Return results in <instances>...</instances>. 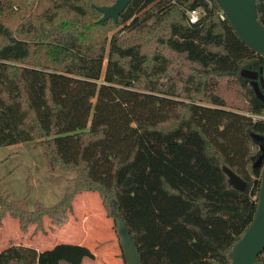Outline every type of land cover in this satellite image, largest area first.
<instances>
[{
  "label": "trees",
  "instance_id": "trees-1",
  "mask_svg": "<svg viewBox=\"0 0 264 264\" xmlns=\"http://www.w3.org/2000/svg\"><path fill=\"white\" fill-rule=\"evenodd\" d=\"M115 1L0 0V147L35 141L50 170L74 174L52 206L11 198L0 178V222L10 214L37 232L94 191L116 232L124 221L141 264H232L256 216L253 165L264 144L254 137L264 119L253 117L264 101L243 70L264 69V55L215 0H132L117 22H101L97 6ZM257 10L264 24V0ZM94 256L83 244H13L0 264Z\"/></svg>",
  "mask_w": 264,
  "mask_h": 264
},
{
  "label": "rangeland",
  "instance_id": "rangeland-1",
  "mask_svg": "<svg viewBox=\"0 0 264 264\" xmlns=\"http://www.w3.org/2000/svg\"><path fill=\"white\" fill-rule=\"evenodd\" d=\"M141 12L142 9L137 8L127 24L130 25L134 17ZM243 72L253 77V82L264 100V69L256 72L243 70ZM168 80L169 78L166 77L163 82L168 84ZM182 85L183 82H179V86ZM72 177H74L73 173L50 170L42 148L35 141L0 147L2 189L13 199L28 195L31 207L35 201H42L47 206L59 202ZM254 177L252 195L256 197L259 175L254 174ZM116 224L117 232L114 219L107 216L99 193L84 191L75 198L71 209L60 212L53 219L45 218L44 229L37 232H34L35 225L23 231L19 220L7 214L0 222V250L13 244L33 247L40 245L41 248H46L61 241L77 244L80 240H86V246L92 247L95 256L86 257L84 264H125L120 240L123 241L126 228L120 218L117 219ZM90 225L93 226L94 231Z\"/></svg>",
  "mask_w": 264,
  "mask_h": 264
},
{
  "label": "water",
  "instance_id": "water-1",
  "mask_svg": "<svg viewBox=\"0 0 264 264\" xmlns=\"http://www.w3.org/2000/svg\"><path fill=\"white\" fill-rule=\"evenodd\" d=\"M215 1L220 5L238 35L248 45L264 55V24L258 18V0ZM131 2L132 0H116L111 5L97 6V9L103 13L100 21L112 18L117 22ZM255 89L261 98L256 86ZM261 99L263 100V98ZM254 137L264 141V135H254ZM261 148L262 153L253 165L255 176L259 175V179H261L260 186L257 188V212L251 225L229 253L232 264H255L257 257L264 251V144L261 145ZM224 170L229 175L232 184L242 190L246 188L247 182L240 175L227 166H224ZM122 243L127 264H141V256L126 230Z\"/></svg>",
  "mask_w": 264,
  "mask_h": 264
},
{
  "label": "built area",
  "instance_id": "built-area-1",
  "mask_svg": "<svg viewBox=\"0 0 264 264\" xmlns=\"http://www.w3.org/2000/svg\"><path fill=\"white\" fill-rule=\"evenodd\" d=\"M202 16V9L197 8V9H193L189 12V20L190 22H197L200 17ZM221 17L225 18L226 15L224 12L221 13ZM254 118H263L264 119V115H260V114H254L253 115Z\"/></svg>",
  "mask_w": 264,
  "mask_h": 264
},
{
  "label": "crops",
  "instance_id": "crops-1",
  "mask_svg": "<svg viewBox=\"0 0 264 264\" xmlns=\"http://www.w3.org/2000/svg\"><path fill=\"white\" fill-rule=\"evenodd\" d=\"M89 211V210H88ZM108 220H109V218H108ZM109 222H110V220H109ZM90 228L91 229H93V226L92 225H90ZM93 231H94V229H93ZM82 238H85L84 236H82ZM85 241L86 240H80L79 241V243H77V244H83V245H86L87 243H85ZM62 242V241H61ZM61 242H57V243H55V244H53L52 246H50V247H40V245H36V246H34L36 249H38L39 251H44V250H46V249H49V248H52V247H54L56 244H58V243H61ZM26 246H31V245H26ZM33 247V246H32ZM93 252H94V254H95V251L92 249V247L91 246H88ZM84 262H85V258H84V260H83V264H84Z\"/></svg>",
  "mask_w": 264,
  "mask_h": 264
},
{
  "label": "flooded vegetation",
  "instance_id": "flooded-vegetation-1",
  "mask_svg": "<svg viewBox=\"0 0 264 264\" xmlns=\"http://www.w3.org/2000/svg\"><path fill=\"white\" fill-rule=\"evenodd\" d=\"M262 70V69H261ZM252 77V76H251ZM253 78V77H252Z\"/></svg>",
  "mask_w": 264,
  "mask_h": 264
}]
</instances>
